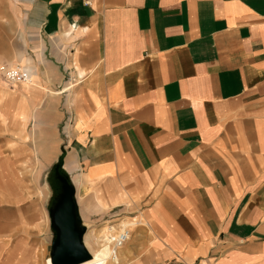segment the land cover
Masks as SVG:
<instances>
[{"label": "crops", "instance_id": "crops-1", "mask_svg": "<svg viewBox=\"0 0 264 264\" xmlns=\"http://www.w3.org/2000/svg\"><path fill=\"white\" fill-rule=\"evenodd\" d=\"M5 64L33 77L0 83V183L64 148L146 200L116 263L264 264V0H0Z\"/></svg>", "mask_w": 264, "mask_h": 264}, {"label": "rangeland", "instance_id": "rangeland-1", "mask_svg": "<svg viewBox=\"0 0 264 264\" xmlns=\"http://www.w3.org/2000/svg\"><path fill=\"white\" fill-rule=\"evenodd\" d=\"M15 65L19 64H5L0 67ZM20 66L31 71V81L24 83L32 82L31 67L25 64ZM33 145L35 146L34 142ZM55 161L53 157H36L28 165L19 164L20 172L12 175L14 180L8 182L4 180L0 183L3 192L10 194L7 199L10 204L0 205V231L3 235L0 246L16 245L21 249L30 245L34 251L25 255L20 254L19 264H42L43 260L50 256L49 248L53 234L47 206L52 195V187L47 181V175ZM75 186L80 214L87 227L85 238L87 236V242L91 245H94L104 226H116L111 229V232H115L117 227L124 225L129 229L126 225L128 221L139 220V226L147 222L146 215L141 213L147 205L146 200L133 195L127 197L119 183L111 184L112 189L122 196L117 201L106 199L102 188L96 190L93 185L87 188L83 178L82 180L75 178ZM110 249L113 250L111 256L114 254V257L109 259L107 264H120L116 262L123 246ZM48 260L50 261V258Z\"/></svg>", "mask_w": 264, "mask_h": 264}, {"label": "water", "instance_id": "water-1", "mask_svg": "<svg viewBox=\"0 0 264 264\" xmlns=\"http://www.w3.org/2000/svg\"><path fill=\"white\" fill-rule=\"evenodd\" d=\"M51 166L47 181L52 187L48 216L53 238L50 244L51 264H78L92 258L85 244L86 224L80 214L76 186L64 166L66 150Z\"/></svg>", "mask_w": 264, "mask_h": 264}, {"label": "bare ground", "instance_id": "bare-ground-1", "mask_svg": "<svg viewBox=\"0 0 264 264\" xmlns=\"http://www.w3.org/2000/svg\"><path fill=\"white\" fill-rule=\"evenodd\" d=\"M129 226V229L132 230L136 222H127ZM120 226V225H119ZM116 226H104L103 230L101 231L99 237L95 240L94 245H91L89 242H87V236L85 238V244L87 249L92 254V258L78 263V264H106L108 259L110 258L112 249L110 248H117L119 247L117 245V239L121 237L122 234H127V240L130 238L132 231H130L127 226L124 225V227H117L115 232H111L112 228H115ZM47 264H51V260L47 262Z\"/></svg>", "mask_w": 264, "mask_h": 264}, {"label": "built area", "instance_id": "built-area-1", "mask_svg": "<svg viewBox=\"0 0 264 264\" xmlns=\"http://www.w3.org/2000/svg\"><path fill=\"white\" fill-rule=\"evenodd\" d=\"M1 81H4L9 84L29 82L31 81V71L29 70V68L20 65L2 66L0 67V82ZM126 241H127V234H122L121 237L118 238L116 242L118 246H122ZM48 257L50 258V256Z\"/></svg>", "mask_w": 264, "mask_h": 264}]
</instances>
